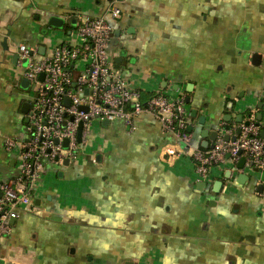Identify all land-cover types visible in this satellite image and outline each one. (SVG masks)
Listing matches in <instances>:
<instances>
[{"label":"crops","instance_id":"1","mask_svg":"<svg viewBox=\"0 0 264 264\" xmlns=\"http://www.w3.org/2000/svg\"><path fill=\"white\" fill-rule=\"evenodd\" d=\"M113 3L119 2L0 0L3 181L18 174L5 141L27 135L22 110L30 95L21 88L25 68L15 64L18 47L49 57L74 40L73 21L108 14ZM119 5L111 57L125 55L119 69L142 101L164 92L198 112L195 148L211 149V134L229 116L235 128L239 117L262 114L264 129V0ZM52 16L64 20L63 29L47 25ZM176 144L150 114L134 129L121 120L93 122L78 159L46 169L33 204L20 209L0 243V264H264V176L239 169L242 158L212 167L203 188L187 156H168Z\"/></svg>","mask_w":264,"mask_h":264},{"label":"built area","instance_id":"2","mask_svg":"<svg viewBox=\"0 0 264 264\" xmlns=\"http://www.w3.org/2000/svg\"><path fill=\"white\" fill-rule=\"evenodd\" d=\"M121 15L119 3H113L108 14L80 17L71 33L74 40L59 44L49 57H41L36 49L24 44L18 47L20 65L28 60L24 78L30 81L29 122L25 137L5 141L7 152L16 157L18 174L7 181L0 178V243L11 233L20 209L33 204L32 193L40 187L48 166L60 167L67 160L78 159L95 121L121 120L134 129L143 114L153 115L163 132L177 143L175 150H166L168 156H187L194 164L197 180L205 185L211 183L212 167L237 163L242 158L247 168L264 176V138L256 124V113L231 130L222 123L215 130L218 136L214 147L203 150L192 144L191 112L183 97L171 98L156 92L142 101L141 92L132 88L121 70L115 68L109 53L116 32L111 22ZM261 183L264 187V177Z\"/></svg>","mask_w":264,"mask_h":264},{"label":"water","instance_id":"3","mask_svg":"<svg viewBox=\"0 0 264 264\" xmlns=\"http://www.w3.org/2000/svg\"><path fill=\"white\" fill-rule=\"evenodd\" d=\"M112 1H114V0H112ZM116 2H119V3H122L123 1H125V0H115ZM64 20L63 19H61V18H59V17H56V16H52V17H50L49 19H48V21H47V25L49 26V27H51V28H55V29H63L64 28ZM73 26H76L77 24H76V22H74L73 21ZM115 34L116 35H118V31L117 32H115ZM43 49V48H42ZM30 54L32 55L33 54V52L31 51L30 52ZM258 55V54H257ZM254 56V59H256V57L258 58H260V56ZM123 56H125V55H121V57H119V58H116L115 60H114V63H115V68L116 69H119V65L122 63V58H123ZM15 64H17L18 63V60H19V56L18 55H16L15 56ZM27 64H28V60H24V62H23V66L24 67H26L27 66ZM254 64H256L255 63V61H254ZM21 88L24 90V91H28L29 90V88H30V81L29 80H27L26 78H24L23 80H22V82H21ZM26 101L27 102H25L24 103V105H23V113L25 114V115H27L28 113H29V110H30V104H29V102H30V98H26ZM261 108H263V106L261 105ZM258 121L259 122H261L262 120H263V115L262 114H259L258 115ZM204 119H201V123H203L204 121H203ZM230 120H231V116H229V118L228 119H226L225 121L227 122V125H225V129L226 130H231V129H233L234 127L231 125V124H229V122H230ZM28 119L26 120V123L28 124ZM237 123H241V122H243V118L242 117H239V119L236 121ZM104 124L105 125H108L109 123L107 122V121H105L104 122ZM248 124V123H247ZM82 128H83V126L81 125L80 127H79V132H78V142L79 143H81V141H82ZM189 131L190 132H192L193 131V127H190L189 128ZM208 133V132H207ZM236 133L239 135L240 133H241V130L240 129H238L237 131H236ZM211 136H213L212 138H213V141L215 142L216 141V139H217V136H218V133L217 132H213L212 134H211ZM261 136L264 138V130L261 132ZM230 138L229 137H226V140H229ZM233 139H235V137L233 138ZM68 141H66V143H65V148H67L68 146ZM214 147V144L210 147V148H213ZM69 164V161L67 160L65 163H64V165H68ZM244 166H245V159H242L241 160V162H240V164L238 165V168L239 169H243L244 168ZM230 173V172H229ZM244 177H246V178H248L247 176H244V175H241L240 176V180H242V178H244ZM201 187H205V184L202 182V183H200L199 184ZM221 187H222V182H219V184H215V187H214V192H219L220 191V189H221ZM261 188L263 187L262 185L260 186ZM15 221H13V223H14Z\"/></svg>","mask_w":264,"mask_h":264},{"label":"trees","instance_id":"4","mask_svg":"<svg viewBox=\"0 0 264 264\" xmlns=\"http://www.w3.org/2000/svg\"><path fill=\"white\" fill-rule=\"evenodd\" d=\"M120 6V5H119ZM129 108H131V106L129 107ZM190 118H191V120H192V127H193V124H194V122L196 121V120H200V116L198 115V112H196L195 110H192L191 111V115H190ZM256 124L258 125V126H260V130H261V132L264 130L262 127H261V122H259L258 121V118H257V121H256ZM227 125V124H226Z\"/></svg>","mask_w":264,"mask_h":264}]
</instances>
